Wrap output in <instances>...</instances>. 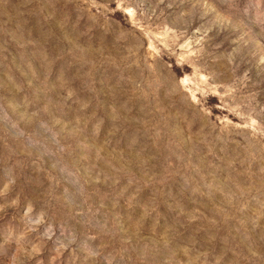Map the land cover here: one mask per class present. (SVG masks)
Returning <instances> with one entry per match:
<instances>
[{"label":"rangeland","instance_id":"obj_1","mask_svg":"<svg viewBox=\"0 0 264 264\" xmlns=\"http://www.w3.org/2000/svg\"><path fill=\"white\" fill-rule=\"evenodd\" d=\"M0 264H264V0H0Z\"/></svg>","mask_w":264,"mask_h":264}]
</instances>
